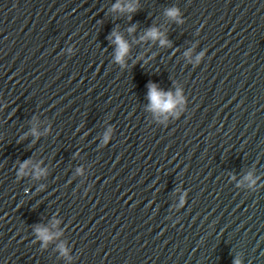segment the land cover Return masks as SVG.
<instances>
[{
	"label": "water",
	"instance_id": "95a60500",
	"mask_svg": "<svg viewBox=\"0 0 264 264\" xmlns=\"http://www.w3.org/2000/svg\"><path fill=\"white\" fill-rule=\"evenodd\" d=\"M237 260L264 264V0H0V264Z\"/></svg>",
	"mask_w": 264,
	"mask_h": 264
},
{
	"label": "clouds",
	"instance_id": "9594fccd",
	"mask_svg": "<svg viewBox=\"0 0 264 264\" xmlns=\"http://www.w3.org/2000/svg\"><path fill=\"white\" fill-rule=\"evenodd\" d=\"M121 10L124 11L125 9L121 7L119 3L113 6V10ZM136 7L132 4L127 5V11L134 12L136 11ZM166 15L172 19H175L179 22V10L177 8H170L167 10ZM147 37L152 40H160L161 45H164L167 42L166 39H162V34L159 32L158 29L152 28L147 32ZM113 36L115 37L114 43L117 46V52H116V61L117 62H123V58L127 55L129 51V45L128 43L123 39L122 36H120L117 33H113ZM148 98L151 102V106L154 110H160V111H166L171 110L176 103V101L173 99V96L171 93H164L158 90V88L153 85L148 92ZM23 169V166H22ZM246 179H251V175L249 174ZM38 236L45 242L49 241L51 237L48 235L46 229H37ZM234 264H240V261H235Z\"/></svg>",
	"mask_w": 264,
	"mask_h": 264
}]
</instances>
